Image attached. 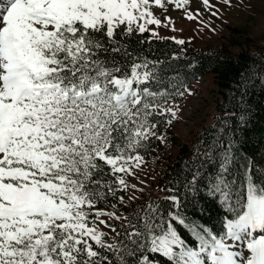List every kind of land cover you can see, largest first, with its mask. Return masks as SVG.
Wrapping results in <instances>:
<instances>
[{
  "label": "snow or ice",
  "instance_id": "1",
  "mask_svg": "<svg viewBox=\"0 0 264 264\" xmlns=\"http://www.w3.org/2000/svg\"><path fill=\"white\" fill-rule=\"evenodd\" d=\"M169 5L198 18L190 0H0V264H154L153 254L166 264H264V162L240 156L246 139L218 138L189 157L162 189L175 211L133 207L143 189L129 178L165 139L160 118H177L169 101L187 91L131 46L136 34L163 39L152 25L176 30L155 15ZM249 111L239 112L245 137ZM112 200L131 211L118 214ZM207 203L218 227L188 219L189 204L201 221L210 215Z\"/></svg>",
  "mask_w": 264,
  "mask_h": 264
},
{
  "label": "trees",
  "instance_id": "2",
  "mask_svg": "<svg viewBox=\"0 0 264 264\" xmlns=\"http://www.w3.org/2000/svg\"><path fill=\"white\" fill-rule=\"evenodd\" d=\"M224 41L219 45L198 48L191 43L185 42L184 45H177L170 37L154 39L150 33L136 34L131 38L132 47L136 50L143 49L144 54L154 60H161L168 65L169 76L186 87L207 73H211L218 86V97L215 108L217 113L210 124L203 125L198 132L192 135L190 141H180L173 133V126L176 119L169 125L164 118H160L159 134L165 135L175 146V152L166 155L163 141L153 140L150 150L144 152V157L154 156L156 160L163 161V169L157 177V186L161 195L151 197V202H159L165 211H175L171 208L170 202L165 201L168 195L162 189L172 188L177 174L184 169V165L189 162V157L195 155L197 149L203 150L216 139H230L233 135L240 139L247 140L246 151H241L240 156H248L257 162H264V35L251 34L247 27L229 25L228 31L223 35ZM146 41L140 44L137 41ZM261 81V83H257ZM183 90V89H182ZM180 96H176L174 100ZM247 102V103H245ZM248 108L247 124L248 134L240 131L241 123L239 120L240 109ZM230 129H234L232 133ZM243 164V160L239 161ZM184 171H187L184 169ZM207 171V169H205ZM213 172H208L211 177ZM179 187V185H176ZM123 194V193H122ZM182 194V192H181ZM125 200L127 201V194ZM204 206V202H199ZM111 204L120 209L119 214L127 215L131 209H125L117 201L112 200ZM143 204L134 203L133 207L139 208ZM206 206L210 210V215H204L199 219L197 209L189 204L185 209L188 219L193 216L198 217L197 222H206L208 226H219L220 213L217 207L211 203ZM100 207H105L100 205ZM111 209V207H107ZM119 230L120 222H113ZM186 240L191 241V234L179 228ZM108 232V231H105ZM115 237V233H109ZM154 264H166L167 258L158 254H153Z\"/></svg>",
  "mask_w": 264,
  "mask_h": 264
},
{
  "label": "rangeland",
  "instance_id": "3",
  "mask_svg": "<svg viewBox=\"0 0 264 264\" xmlns=\"http://www.w3.org/2000/svg\"><path fill=\"white\" fill-rule=\"evenodd\" d=\"M197 0H190L189 11L199 13L196 20H188L183 10L172 5L168 6L167 12L157 10L155 15L162 22L165 17H170L174 21L175 31L171 26L168 28L150 26L159 32L160 37H175L183 39L198 48L219 45L224 41V34L228 31L229 25H240L248 28L251 34L264 35V0H232L231 6L224 3V0H210L211 4L218 11L216 16L211 15L207 8ZM174 13L179 15L173 17ZM183 96L176 100L169 101L170 105L178 108L176 122L173 126V133L180 141H190L192 135L199 131L203 125L210 124L217 113L215 108L218 97V86L211 73H207L196 81L190 83ZM164 136L163 145L165 154L170 155L175 152V146ZM143 169L137 172V179L129 178L130 183L136 184L137 188H142L135 192L137 199L134 203L149 204L151 197L161 195L157 186V177L163 169V161H158L154 156L144 157ZM132 193H127V197ZM112 211L113 209H107ZM119 214V212H118ZM107 219V218H105ZM109 231L108 229H103Z\"/></svg>",
  "mask_w": 264,
  "mask_h": 264
},
{
  "label": "bare ground",
  "instance_id": "4",
  "mask_svg": "<svg viewBox=\"0 0 264 264\" xmlns=\"http://www.w3.org/2000/svg\"><path fill=\"white\" fill-rule=\"evenodd\" d=\"M201 1H202V0H197L196 3L199 5V4L201 3ZM178 15H179L178 13H174L172 16H173V17H176V16H178Z\"/></svg>",
  "mask_w": 264,
  "mask_h": 264
}]
</instances>
